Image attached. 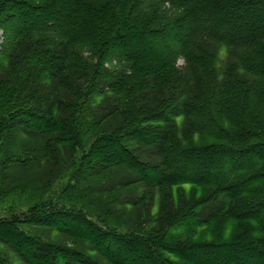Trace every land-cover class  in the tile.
Masks as SVG:
<instances>
[{"label":"trees","instance_id":"1","mask_svg":"<svg viewBox=\"0 0 264 264\" xmlns=\"http://www.w3.org/2000/svg\"><path fill=\"white\" fill-rule=\"evenodd\" d=\"M0 32V264H264V0H0Z\"/></svg>","mask_w":264,"mask_h":264},{"label":"rangeland","instance_id":"2","mask_svg":"<svg viewBox=\"0 0 264 264\" xmlns=\"http://www.w3.org/2000/svg\"><path fill=\"white\" fill-rule=\"evenodd\" d=\"M3 41H4L3 34H2V32H0V44H2ZM219 55L220 56H219V59H218V62H217L219 67H221L222 65L227 64V62L231 59V57L226 55V53H220ZM178 64L179 65H183V60L179 59L178 60ZM13 140H14V142L19 143V144L23 143L27 147L30 146V145H33V141H31V138H28L24 134L16 133L14 138H13ZM260 169L262 171H264V164H263V166ZM63 174H64V172L62 173V175ZM62 175L59 177L60 179H58V182H61V181L65 182V180L67 181L68 177H64V179H61ZM126 176H128L126 173L125 174H122V173H119V174L117 173L116 174L115 173L113 176L111 175V178L106 183L110 184V185H113V184H115L114 183L115 181H119V179H124V177H126ZM244 176H246V172H239V173L236 174L235 178L239 177L238 179H243ZM28 181H29V183L31 182V180H29V179H28ZM55 187H57V185ZM121 193H122V195L119 196V197L122 199V198H124L125 196L128 195L127 193H130V192L123 191ZM138 193H139V191L132 190V195L130 197H133V196H135ZM4 204L5 205H3V203H0V219H1V217H4V216L8 215L7 211L5 210L6 203H4ZM155 208H156V206H155ZM21 211L24 212V211H26V209L25 208H22V210L19 209L18 212H21ZM263 213H264V211H263ZM88 219L90 221H92V222H98L97 219L94 218V217H88ZM47 240L51 241L53 243L65 245L67 247H73V244L69 241V239L66 236H62V235H59V234H53ZM235 240H236V238H235ZM0 248H1L2 252H3V254L7 255L10 259H12L13 263L16 262V259H13L14 254H12V252H11V250L9 248H7L5 246H0ZM18 264H21V263L19 262Z\"/></svg>","mask_w":264,"mask_h":264}]
</instances>
